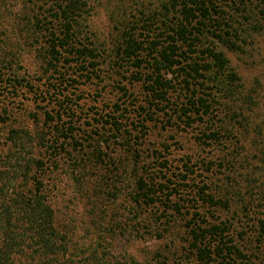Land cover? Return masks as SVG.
Segmentation results:
<instances>
[{
  "label": "trees",
  "instance_id": "trees-1",
  "mask_svg": "<svg viewBox=\"0 0 264 264\" xmlns=\"http://www.w3.org/2000/svg\"><path fill=\"white\" fill-rule=\"evenodd\" d=\"M148 1L132 17L112 15L114 26L104 38L90 30V0H0V98L5 92L9 97H18L22 89L35 88L13 69L15 57L19 60L17 48L24 44L37 53L44 73L54 76L56 84H50L48 94L64 96L53 105L57 117L49 110L44 113L45 125L53 128L56 139L48 148L43 144L45 137L39 144L44 145L52 162L58 160L53 157L59 154L60 135L67 140L74 130L72 122L68 127L60 124L64 115L69 117L73 112L66 100L70 89L80 79H101L104 68L131 84H140L144 104L139 115L144 114L143 122L161 118L163 128L168 124L184 129L200 126L196 135L199 147H214L218 157L203 160L202 165L191 169L186 165L180 171L169 166L167 156L153 153L156 168L148 173L145 166L139 167L142 157L130 138L127 146L135 156L133 167L129 169L124 162H118L120 168L106 172L102 167L107 163L103 158L106 155L99 149L98 155L94 153L88 161L101 175L106 174L101 178L103 184L88 179L87 165H81L82 179L76 188L85 197L95 195L99 199L101 194L117 197L126 184L131 189L128 200L133 208L146 215L141 217V213L132 211L134 219L126 226L110 215L111 205L103 203L93 224L88 225V233L96 231V237L81 242L74 239L68 223L58 218L49 198L44 182L48 167L44 158L35 154L33 134L26 128L12 129L8 133L10 144L0 148V264H151L129 253L117 254L115 240L124 236L145 238L141 233L144 229L149 238L163 240L171 235L174 243L180 240V218L187 236L186 251L197 264L252 261L245 245L246 232L234 234V222L221 220L217 214L230 213L233 208H241L242 213L254 211L252 201L264 194V189L253 186L252 180L247 186L236 181L235 187L223 177L222 186L213 189L205 176L214 177V169L222 176L223 169L257 174L256 162L264 165V145L250 137L260 109L257 92L246 88L228 56L248 54L252 31L260 34L263 24L244 28L246 25L241 26L233 11L241 12L248 24L258 21V14L246 7L228 10L229 3L244 6L247 0ZM14 2L20 8L18 12L13 9ZM1 113L0 107V120L5 122ZM113 125V137L125 139L120 123ZM227 142L232 145L225 148ZM246 148L260 156L244 152ZM78 155L80 158L81 152ZM247 188L248 193L244 191ZM234 193L238 198L232 196ZM98 199L91 202L90 216L101 204ZM152 209L156 210L151 215ZM145 223L149 226L143 227ZM258 225L261 229L253 234L251 244L264 243V220L259 219ZM166 249H170L169 244ZM164 253L160 249L154 254L159 258Z\"/></svg>",
  "mask_w": 264,
  "mask_h": 264
},
{
  "label": "rangeland",
  "instance_id": "rangeland-1",
  "mask_svg": "<svg viewBox=\"0 0 264 264\" xmlns=\"http://www.w3.org/2000/svg\"><path fill=\"white\" fill-rule=\"evenodd\" d=\"M264 0H247L244 6L229 3L228 10L245 8L252 10V13L258 14V21L254 20L248 24L243 17L240 16L241 12L233 11L236 20H239L241 26L246 25L244 28L257 26L263 24V32L255 34L252 31V37L249 42L252 41V46L249 47V52L246 55L228 53L232 64L237 68L240 75L243 78V83L247 89H256L259 104L258 116L255 115V119L260 116V119L255 121L252 125L251 131L253 136H250L252 140L258 141L264 145ZM149 3L148 0H90V19L89 27L91 31H94L97 35L107 38V33L112 30V15L115 18H119L122 15L134 16L142 10L141 6ZM14 4V11L18 12L20 9L17 3ZM149 5V4H148ZM262 11V12H261ZM245 13V12H244ZM243 13V14H244ZM119 15V16H116ZM114 18V16H113ZM19 52V60L15 57L13 69L20 77H25L27 81H31L35 86L33 91L29 88L22 89L18 93V97H9L5 92L0 98V107L2 110L1 116L5 117V122L0 120V148H6L9 144V132L12 129L26 128L33 134L35 138V154L44 158L48 169L45 171L44 182L46 184L47 193L53 205L56 208L58 218L62 223H68L71 227L75 240L89 242L96 237L97 232H90L88 225L93 224L91 221L96 219V212L100 207H104L103 203L110 204V215L116 218L117 222H122L127 226L130 219H134V215L130 214L132 211L135 213H141V217L145 216L143 210L133 208V203L129 199V187L126 188V184L122 185L121 193L116 196H108L99 199L93 197L88 198L83 196V191L76 188V184L82 179L81 165H87L86 175L88 179L92 181H99L103 184L101 178L106 175L94 169V166L89 165L88 157L92 158L93 154L98 155V150L101 149L106 157H103L106 164L102 165L106 171H115L116 167L120 168L121 165L118 162H124L128 165L129 169L135 164L134 153L129 151L127 146V139L133 140V148L140 152L142 160H139V167H144L150 171H154L156 168V162L153 153H162L163 156H167L173 169L179 168L180 171L185 170L186 165L189 169L194 165H202V161H213L218 156L213 148H201L196 141V135L200 126H196L194 129H184L182 126H170L168 124L166 128L161 120L157 122H143V117L139 115L141 112L140 107L143 106L144 95L140 84H131L125 78L122 79L119 76L113 74L108 68L101 70V79L93 78L90 81L86 79H80L78 84H75L74 88L70 89V94L66 99L69 101V105L72 106L73 112L70 111V116H63L61 121L68 127L72 122L73 132L69 135L70 138L61 136L58 141L57 151L59 153L53 158H58L57 161L50 159V156L46 155L44 145H54L52 141H55L53 128L50 129L48 125H45L44 113L49 110L57 117L54 103L58 100V96L55 94H48V88L50 84H56L54 76L45 74L43 65L37 58V53L33 50L31 53V47H26L22 44L17 48ZM36 55V57H35ZM67 93V92H65ZM114 122L120 123L122 133L125 139L121 137H113ZM144 125V126H143ZM261 126V128L259 127ZM62 129V128H61ZM141 131V132H140ZM44 133V136L42 134ZM136 136V137H135ZM42 137H45L42 143ZM78 143L75 144V143ZM61 143H64L61 147ZM244 143V142H243ZM232 145L231 142H227L225 148ZM75 146L77 150H75ZM224 147V146H222ZM166 148V149H165ZM250 149V148H249ZM246 148L245 151H249ZM81 152V157L78 153ZM252 153V151H249ZM54 153V152H53ZM260 156L258 152H253L251 155ZM87 160V161H86ZM258 165L255 168L257 174L251 171H241L240 173H233L229 170H222L223 176L219 170L214 169V177L205 176V180L211 184L214 188L222 186L220 182L221 177L227 182H231L233 186L238 187L236 181H242L247 186L248 181H253V186L257 185L264 189V165L256 162ZM257 165H255L256 167ZM202 167V166H201ZM229 168V166H227ZM258 168L261 170L258 172ZM107 172V171H106ZM112 172V171H111ZM199 173V172H198ZM101 175V177H100ZM257 175V176H256ZM98 176V177H97ZM259 178V182L257 181ZM202 179V178H199ZM128 181V180H127ZM128 183V182H126ZM105 185V184H104ZM106 188V187H105ZM255 189V187H254ZM244 191H248V188ZM232 193V192H231ZM235 193L232 195L234 196ZM247 196H252L247 194ZM116 198V199H115ZM100 200L99 207L94 211L92 216L89 215V210L92 208L91 202L94 200ZM108 203L107 201H112ZM254 211L248 213H242L241 208H233L230 213L219 211L217 216L221 220H231L234 222L233 233L239 235V233L245 231V238L248 239L247 245L249 247V255L251 253L252 261L250 264H264V243L258 245L251 244V239L254 238L253 234H256L261 226L258 225L259 219L264 220V194H259L254 199ZM237 207V206H236ZM156 209L150 210L152 215ZM99 214V213H98ZM103 215V213H102ZM89 222V224H88ZM91 222V223H90ZM134 223V221H133ZM146 224V225H145ZM142 224L143 227L149 226V223ZM142 228V227H141ZM93 231V229H92ZM144 229H141V233L145 238L133 239L129 236L117 238L113 246L117 254L129 253L136 256L141 261L149 260L151 264H197L195 257L187 253L185 242L186 234L184 228V222L180 218V240L175 241V245L171 242L172 236L169 235L163 240L158 238H149L150 236L144 233ZM155 231V229H153ZM148 232V231H146ZM139 234L143 237V235ZM155 234V232H154ZM255 239V238H254ZM166 244L170 245V249H166ZM243 244V243H242ZM163 249L164 254L161 257H156L155 252ZM171 250V252H169ZM171 253V254H169Z\"/></svg>",
  "mask_w": 264,
  "mask_h": 264
}]
</instances>
